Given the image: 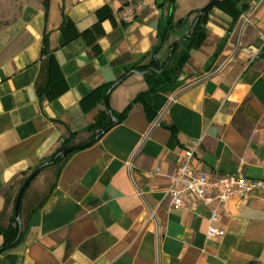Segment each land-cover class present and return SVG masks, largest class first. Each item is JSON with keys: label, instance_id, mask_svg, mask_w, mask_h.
Here are the masks:
<instances>
[{"label": "crops", "instance_id": "crops-1", "mask_svg": "<svg viewBox=\"0 0 264 264\" xmlns=\"http://www.w3.org/2000/svg\"><path fill=\"white\" fill-rule=\"evenodd\" d=\"M209 2L21 0L0 31V228L31 170L69 133L86 139L100 110L121 112L147 88L140 73L118 80L148 60L159 18L171 9L183 18ZM246 4L236 20L221 6L208 11L205 37L178 83L146 97L152 121L135 103L99 141L35 176L19 208L28 231L0 264H264V191L233 200L215 222L198 203L172 208L164 192L193 142L197 170L264 182V46L251 54L264 34V0ZM181 34L156 57L164 59ZM106 83L113 84L106 103L83 108V96ZM210 226L223 235L209 236Z\"/></svg>", "mask_w": 264, "mask_h": 264}, {"label": "trees", "instance_id": "trees-1", "mask_svg": "<svg viewBox=\"0 0 264 264\" xmlns=\"http://www.w3.org/2000/svg\"><path fill=\"white\" fill-rule=\"evenodd\" d=\"M171 1L173 3L175 0ZM218 6L231 12L234 20H236L248 8L246 0H220L215 4V7ZM193 14L195 16L190 20L189 17ZM207 14L208 12L205 14H199V10H195L189 12L183 18L175 20L171 9V11L165 16H161L158 20L157 45L148 56V60L144 61L146 59V56H144L139 63L133 64L129 67L118 80L120 83L132 72L140 73L143 75L147 88L143 92L137 94L121 112H115L107 105L100 110L93 123L85 129L88 133L86 139L74 142L78 134L69 133L67 139L61 143L60 147L40 165L43 166L42 170L51 165H60V167H62L73 153L85 149L99 141L112 128L127 118L133 104L135 103H140L142 105L147 120L152 121L154 114L149 104L146 102V97L178 83L177 79L182 66L189 56L190 50L197 48L205 37L204 24ZM176 31L182 32L180 37H178L179 39L168 45L167 55L164 59L157 58L156 55L165 45L168 44L170 37L174 35ZM181 45L183 47L178 51V48ZM112 87L113 84L106 83L95 90L86 93L81 100L83 108L91 107L97 103H106L107 95ZM169 130L173 135H176V130L173 126L169 127ZM73 146L77 147V149L65 156L61 155L64 150ZM35 169L31 170V172ZM40 205H42V203ZM27 231L28 224L21 225L20 221L18 222L14 218L13 212L8 226L0 228V235L3 238V244L0 247V254L20 245Z\"/></svg>", "mask_w": 264, "mask_h": 264}, {"label": "built area", "instance_id": "built-area-1", "mask_svg": "<svg viewBox=\"0 0 264 264\" xmlns=\"http://www.w3.org/2000/svg\"><path fill=\"white\" fill-rule=\"evenodd\" d=\"M122 19L130 22L133 19L131 8L122 11ZM259 49H252L256 56L264 46V34L260 35ZM198 142L186 146L179 153L178 163L174 172L167 177L164 192L170 199L172 208H193L197 203L210 211V222L218 218V210L233 200L247 201L253 194L264 191V182L246 178L237 173L214 174L208 170H197L194 167V154ZM158 174V170L155 172ZM209 236H222L223 232L210 226Z\"/></svg>", "mask_w": 264, "mask_h": 264}, {"label": "water", "instance_id": "water-1", "mask_svg": "<svg viewBox=\"0 0 264 264\" xmlns=\"http://www.w3.org/2000/svg\"><path fill=\"white\" fill-rule=\"evenodd\" d=\"M220 0H212L210 1L207 5H205L202 9L199 10V14H205L207 13L209 10H211L214 5ZM142 75V74H141ZM75 149H77V147H70L66 150H64L61 155L65 156L68 153L74 151ZM46 165V164H45ZM43 166H39L38 168H36L33 172H31L28 177L25 179V181L23 182V184L21 185V187L19 188L17 195L15 197V201H14V218L19 222L20 221V216H19V208H20V202H21V198L25 192V190L27 189L28 185L30 184V182L35 178L36 175H38V173L42 170ZM20 235V234H19Z\"/></svg>", "mask_w": 264, "mask_h": 264}, {"label": "rangeland", "instance_id": "rangeland-1", "mask_svg": "<svg viewBox=\"0 0 264 264\" xmlns=\"http://www.w3.org/2000/svg\"><path fill=\"white\" fill-rule=\"evenodd\" d=\"M21 9V0H0V31L16 19Z\"/></svg>", "mask_w": 264, "mask_h": 264}]
</instances>
